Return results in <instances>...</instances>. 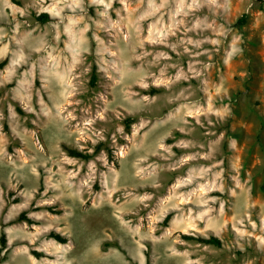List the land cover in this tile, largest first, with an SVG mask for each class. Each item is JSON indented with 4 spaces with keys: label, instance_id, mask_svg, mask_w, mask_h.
Masks as SVG:
<instances>
[{
    "label": "rangeland",
    "instance_id": "374dc122",
    "mask_svg": "<svg viewBox=\"0 0 264 264\" xmlns=\"http://www.w3.org/2000/svg\"><path fill=\"white\" fill-rule=\"evenodd\" d=\"M3 228L0 264H264V0H0Z\"/></svg>",
    "mask_w": 264,
    "mask_h": 264
},
{
    "label": "trees",
    "instance_id": "16d2710c",
    "mask_svg": "<svg viewBox=\"0 0 264 264\" xmlns=\"http://www.w3.org/2000/svg\"><path fill=\"white\" fill-rule=\"evenodd\" d=\"M38 19L41 20L42 22H47L50 20V16L48 13H42L41 15L38 16ZM245 19L244 18H241V21L243 22ZM95 78H96V75L93 76V79L91 80V84L95 86ZM18 111L20 113L23 114V111L22 109L18 108ZM135 121V119L133 117H130L127 119L126 121V127L127 129H129L131 127V124ZM101 146L98 145L96 147V150L94 153H84L82 151H79L77 149H72V148H69V147H66V150L68 152V154L70 156H73V157H77V158H82V159H91L95 154H97L98 152H100L101 150ZM173 216V213H169L166 218H165V221L166 222H169V220L172 218ZM18 220H27L29 223L33 224L34 223V220L29 218V217H26V213L23 212L21 213L20 217ZM50 237L51 238H54L56 239L57 241L61 242V243H67L68 242V238L63 236L62 234L60 233H57V232H51L50 233ZM186 239H191V240H196L200 243H203V244H210V245H214V246H218V247H221L223 245V240L218 237V236H215V235H211V236H201V235H197V236H194V235H185L184 236ZM0 243H1V246H0V253H2L6 246H7V234H6V231L5 229L3 228L2 232H1V237H0ZM3 260V258H2ZM147 264H149V261L147 262Z\"/></svg>",
    "mask_w": 264,
    "mask_h": 264
}]
</instances>
